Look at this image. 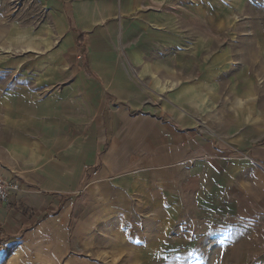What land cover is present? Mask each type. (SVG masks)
I'll list each match as a JSON object with an SVG mask.
<instances>
[{"label":"rangeland","instance_id":"obj_1","mask_svg":"<svg viewBox=\"0 0 264 264\" xmlns=\"http://www.w3.org/2000/svg\"><path fill=\"white\" fill-rule=\"evenodd\" d=\"M164 2L158 14L172 20L157 27L153 47L131 32L65 50L52 26L1 24L0 158L25 166V140L31 147L54 127L80 134L107 102L105 111L124 102L184 120L196 136L184 158L195 164L184 244L91 252L88 264H264V0ZM201 173L213 211L195 201ZM16 238L0 234V264H48L44 251Z\"/></svg>","mask_w":264,"mask_h":264},{"label":"crops","instance_id":"obj_2","mask_svg":"<svg viewBox=\"0 0 264 264\" xmlns=\"http://www.w3.org/2000/svg\"><path fill=\"white\" fill-rule=\"evenodd\" d=\"M0 2L6 10L0 25L52 26L65 50L81 46V34L85 43L97 44L116 43L118 35L131 32L153 47L157 27L172 20L170 13L158 14V0ZM107 103L92 112L80 134L54 127L31 147L25 140L31 148L25 166H8L9 160L0 158V177L22 188L0 206V234L10 241L22 235L23 247L44 251L48 264H88L91 252L181 248L184 228L191 226L184 210L187 175L195 164L184 158L196 141L193 130L184 120L143 114L124 102L105 111ZM197 181V205L213 211L204 173Z\"/></svg>","mask_w":264,"mask_h":264},{"label":"built area","instance_id":"obj_3","mask_svg":"<svg viewBox=\"0 0 264 264\" xmlns=\"http://www.w3.org/2000/svg\"><path fill=\"white\" fill-rule=\"evenodd\" d=\"M89 168L86 167V170ZM94 177L97 176V172H93ZM20 183L16 180H9L4 177H0V205L8 203L12 195L21 192Z\"/></svg>","mask_w":264,"mask_h":264},{"label":"trees","instance_id":"obj_4","mask_svg":"<svg viewBox=\"0 0 264 264\" xmlns=\"http://www.w3.org/2000/svg\"><path fill=\"white\" fill-rule=\"evenodd\" d=\"M79 41H80V44H82L85 41V35L84 34H81ZM84 67H85V69H87L86 64H84Z\"/></svg>","mask_w":264,"mask_h":264}]
</instances>
